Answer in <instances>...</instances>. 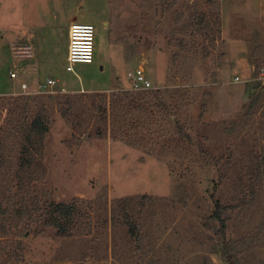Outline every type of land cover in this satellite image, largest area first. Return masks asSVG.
<instances>
[{
  "label": "rangeland",
  "instance_id": "1",
  "mask_svg": "<svg viewBox=\"0 0 264 264\" xmlns=\"http://www.w3.org/2000/svg\"><path fill=\"white\" fill-rule=\"evenodd\" d=\"M73 15L74 22L95 27V54L93 63L74 64L68 73L60 46L62 27ZM36 28L66 89L103 85L120 63L123 88L115 93L132 92L127 74L136 68L153 89L187 91L179 118L194 137L183 147H202L205 159L186 152L180 158L181 150L169 148L151 153V145L138 148L115 138L114 91L100 109V97L95 105L87 92L56 87L54 93L22 94L21 80L9 75L20 62L11 47ZM50 32L59 46L48 44ZM249 82L261 84L256 105L246 96ZM262 90L264 0H0V129L14 120L10 108L23 95L35 116L46 110L50 127L43 155L37 154L39 168L20 170L16 138L0 148V211L79 199L93 204L94 225L87 237L62 238L42 226L26 238L18 233L0 245V257L4 248H20L22 260L11 264H228L221 225L211 218L219 200L232 207L223 214L227 239L245 240L238 251L254 244L240 252L241 264H264V160L257 168L264 154ZM75 95H83V105ZM126 225L136 233L131 236Z\"/></svg>",
  "mask_w": 264,
  "mask_h": 264
},
{
  "label": "trees",
  "instance_id": "2",
  "mask_svg": "<svg viewBox=\"0 0 264 264\" xmlns=\"http://www.w3.org/2000/svg\"><path fill=\"white\" fill-rule=\"evenodd\" d=\"M260 85V83L255 82L247 83L246 96L249 101L254 98L253 105H256L257 102L260 101V96L255 95V91ZM115 91L111 100L114 112H116L114 118L115 126L118 128L115 133V138H120L124 142H128L138 148L151 145V153L158 151V149L164 150L169 148L181 150L183 153L179 151V153H177V156L180 158H183L184 152H186L194 155L200 153L203 159H205L207 153L202 147L197 150L183 147V143L185 142L192 143L194 137L193 134L186 131L185 125L179 118L180 110L184 107L187 100V98H185L187 91L176 90L172 92L168 89H151L142 92L122 90V92L119 93H115ZM262 91L264 93V90ZM74 97L79 101L75 102L76 104L83 105V95H75ZM89 97L91 98L90 101L95 105L97 103L96 97H100V102L98 101L97 103L99 109L105 105L107 107L108 94L91 93ZM70 102L72 101L70 100ZM13 105V108H10L9 114L14 120L10 121L5 131L0 129V134L1 132L4 133V136L1 137L0 148L3 149L6 145L5 142L10 138L19 140L20 170L23 172L28 170L31 171V168L34 166L38 168L41 167L37 154L43 153L44 140L50 131L48 119L42 113V111L46 112V110L42 109L35 116V111L32 108L33 105H31V99L25 95L18 98L16 97ZM81 107L85 108L83 106ZM70 109H75L73 103H71ZM103 111L106 113V108H103ZM29 118L31 119L28 121ZM164 127L166 128L164 129ZM163 130L167 133H163ZM103 134V131L100 129L96 132V136L99 137H102ZM162 135H164V137H162ZM140 138H145L149 142L143 143L144 145H142ZM259 157L260 155L257 156V159ZM259 160L260 161L257 163L258 169L262 166L264 154ZM186 167L190 166L186 165ZM253 175H256L254 170H252V176ZM119 203H122L121 205L123 207V201ZM231 208L232 207H224L219 200H215L214 211L211 218L221 225L218 234L221 237L223 247L221 254L225 261L228 264H241L239 258L240 252L242 250L252 249L254 244L244 246L246 249L238 251L242 242L245 240L240 242L227 239V219L223 218V214L226 210ZM12 209V211L8 208L0 211V245H2L7 238L12 236L17 238L18 233H20L19 237L26 238L29 237L31 233L36 234L37 232H41L37 230V227L41 226L44 229H53L56 235L62 238L76 236L87 237L93 232L94 225H92L91 221L93 204L91 202H83L77 199L71 203H57L51 201L40 205L39 202H35L29 206L26 203H22L20 206L13 205ZM126 211L127 210H125V212ZM114 217L116 218V216ZM38 222L42 225H36ZM126 226L131 236L136 233V227L133 225ZM6 243L7 242H5V244ZM3 250L5 251L2 252V257H0L2 264H11L22 260V255L17 252L18 250L20 251V248H15L13 251H9V248H4ZM3 255L7 257L4 261Z\"/></svg>",
  "mask_w": 264,
  "mask_h": 264
},
{
  "label": "crops",
  "instance_id": "3",
  "mask_svg": "<svg viewBox=\"0 0 264 264\" xmlns=\"http://www.w3.org/2000/svg\"><path fill=\"white\" fill-rule=\"evenodd\" d=\"M103 15L106 14V10L101 11ZM55 17L58 18L57 14H55ZM57 19H55L56 21ZM76 21V17L73 15L71 19H69L68 25H65L62 27V40H63V48L60 46V51L65 53L66 56V62L68 57V51H69V30L72 23ZM106 28H107V22ZM108 29V28H107ZM56 38L55 32H50L48 34V44L51 43L50 39ZM45 41L42 40L41 35L37 31V28L35 31L31 32L30 35H22L18 36L17 39L14 40V44L17 43H25V44H31L34 47L35 50V57L31 60H25L21 62H16L14 65H17L19 67V75L16 80H21L20 87L23 83H26L28 86V89L26 92H35L40 90V85L43 83H46L48 79H54L57 80L58 84L57 87H59L61 90L69 93H108L115 91L117 89L123 88V80L122 76L120 75V70L122 67L120 63H116V65H113L114 74L111 76L107 83L100 84V86H95L92 88H81V89H66L65 87L61 86V78H59V75H56L57 71H53L55 69V66L52 64L51 58H49L46 55H49V51H45V47L43 44ZM47 42V41H46ZM51 47L59 46L58 43H51ZM50 44V45H51ZM52 50V48H51ZM50 50V52H51ZM13 65V66H14ZM104 69V68H102ZM138 69V68H136ZM135 69V70H136ZM12 70V69H11ZM48 71V72H45ZM52 71V72H51ZM67 71V67H66ZM133 70H129L128 73ZM68 73H72L71 71H67ZM116 75V78L114 77ZM128 76V74H127ZM98 85V84H97ZM17 86V85H16ZM129 87V86H128ZM126 87V88H128ZM125 88V87H124ZM22 94L24 93V90L21 87V90H19Z\"/></svg>",
  "mask_w": 264,
  "mask_h": 264
},
{
  "label": "built area",
  "instance_id": "4",
  "mask_svg": "<svg viewBox=\"0 0 264 264\" xmlns=\"http://www.w3.org/2000/svg\"><path fill=\"white\" fill-rule=\"evenodd\" d=\"M13 56L17 61L31 60L35 57V50L31 44L17 43L12 47ZM95 54V27L92 24L74 22L69 30V51L67 57V71H74V64H91L94 61ZM19 67L14 65L10 70L9 75L12 80L17 79L19 75ZM129 87L128 89L134 92H142L151 90L152 86L149 78L146 76L142 68L130 71L128 73ZM237 80L239 78L237 77ZM57 80L48 79L46 83L40 85L38 93H54V88L57 87ZM23 94H26L28 86L22 84Z\"/></svg>",
  "mask_w": 264,
  "mask_h": 264
}]
</instances>
